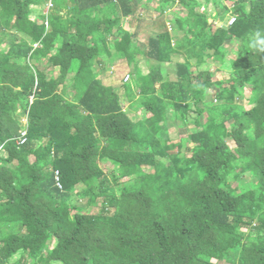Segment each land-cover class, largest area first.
<instances>
[{"label":"trees","instance_id":"obj_1","mask_svg":"<svg viewBox=\"0 0 264 264\" xmlns=\"http://www.w3.org/2000/svg\"><path fill=\"white\" fill-rule=\"evenodd\" d=\"M141 1L0 0V264H264V0H158L125 40ZM103 55L132 65L133 115Z\"/></svg>","mask_w":264,"mask_h":264},{"label":"rangeland","instance_id":"obj_2","mask_svg":"<svg viewBox=\"0 0 264 264\" xmlns=\"http://www.w3.org/2000/svg\"><path fill=\"white\" fill-rule=\"evenodd\" d=\"M206 1V0H203ZM223 3L229 7H231L233 5V1H229V0H222L220 1V3ZM142 5H139L138 9L136 10V12H134L133 14H130L128 17H123L121 19V24L122 27L124 29H126L127 34L125 36V40L130 36L131 33L135 32L138 27L141 25L140 22L142 21L141 19H149V18H154L155 16L158 15L159 10L156 9L157 5H158V0H142L141 1ZM219 3V4H220ZM33 8H35L38 11H43L44 12L47 10L46 7L44 6H40V5H32ZM207 9L203 8L202 5H198L195 6L194 10L195 12L201 13L203 15V13H206L208 16V13H211L212 15L215 14L216 12L220 11V7L219 5H215L213 4V2L211 0H209L207 2L206 5ZM22 8H25L24 5L22 6ZM187 14V9L185 7H183L182 5H180L179 3H175L172 7H170L168 10H166L165 14H164V19L166 20L167 26H169V28H175L176 32L179 35L183 36V30L179 29V23L183 21L184 16ZM32 16L34 15L33 13L31 14ZM209 22H212L211 24H213V28H216L217 25L221 24L220 21H214V19H209ZM219 22V23H218ZM142 23V22H141ZM136 27V28H135ZM18 36V35H17ZM181 38V36H179ZM115 37H109L108 41H112ZM144 35L142 33H140L138 35L137 40H143ZM229 46L230 52L229 55L231 57H233L235 55V50L238 49V46L236 43H230V45H226ZM102 60H105V64H104V69L103 71L101 70V67L99 66V68L96 66L95 70L96 72H99L98 74V78H101L102 81L105 84H111L114 86V88L117 90V92H119L120 96H121V105L123 106L124 110L127 112V114L133 115V112L130 111L129 106H128V101L126 99V92H125V88H124V84L122 81L123 76L126 73H130V75H132V65L128 64L126 61L124 60H117L115 59L114 61L111 59H106L105 55H103ZM178 57H175V61L178 60ZM108 61V62H107ZM208 65L209 68L213 71H215L216 67L214 64L213 59L208 58ZM164 66L166 67L165 71L169 74L170 78H174L175 77V73H174V65L173 64H164ZM47 67L50 68V65L47 63ZM216 77H214V80H223L225 83L224 85H228L231 83L230 80H228V72L225 71V73H223L222 71L216 72ZM50 76V75H48ZM132 79V76L130 77ZM130 79V80H131ZM129 80V82H130ZM61 89H64L63 85L60 86ZM66 88L68 91H73V89L70 87V85H66ZM216 89V88H215ZM248 89V88H247ZM62 91V90H61ZM215 94V93H214ZM239 103L241 104H245L246 107H249L250 105L248 104L247 100L245 99H241L238 100ZM202 106V105H201ZM58 110V109H57ZM138 114L141 115V112L138 111ZM76 116L79 120H83L84 116L83 114H79L76 113ZM175 125H170L168 124L166 126L167 129V133L170 137V140L175 142L176 146L173 148L174 152L180 151L179 157L183 158V157H187L190 156V146L192 143H190L188 141V136L190 133V127L186 126L185 124H183V122H174ZM228 141H230L229 143L234 145V143L232 142L231 139L228 138ZM189 144V145H188ZM188 145V147L186 146ZM181 150H180V149ZM29 160L33 161L34 157L33 156H29ZM102 167L104 166V163H100ZM56 174V172H55ZM57 175V174H56ZM249 185L253 186L255 183L253 176H250L248 174H244L243 177ZM235 184H238V179H236V182H234ZM119 187V186H117ZM81 201H79L80 203ZM100 202H98V207H100ZM242 230L251 234H254L255 231L252 230V228H249L246 226L242 227Z\"/></svg>","mask_w":264,"mask_h":264},{"label":"built area","instance_id":"obj_3","mask_svg":"<svg viewBox=\"0 0 264 264\" xmlns=\"http://www.w3.org/2000/svg\"><path fill=\"white\" fill-rule=\"evenodd\" d=\"M128 78V75L127 76H125V80Z\"/></svg>","mask_w":264,"mask_h":264},{"label":"water","instance_id":"obj_4","mask_svg":"<svg viewBox=\"0 0 264 264\" xmlns=\"http://www.w3.org/2000/svg\"><path fill=\"white\" fill-rule=\"evenodd\" d=\"M220 25V24H219ZM224 27H225V25H224Z\"/></svg>","mask_w":264,"mask_h":264},{"label":"crops","instance_id":"obj_5","mask_svg":"<svg viewBox=\"0 0 264 264\" xmlns=\"http://www.w3.org/2000/svg\"><path fill=\"white\" fill-rule=\"evenodd\" d=\"M219 23V22H218Z\"/></svg>","mask_w":264,"mask_h":264}]
</instances>
